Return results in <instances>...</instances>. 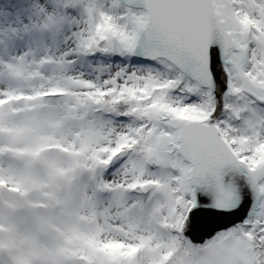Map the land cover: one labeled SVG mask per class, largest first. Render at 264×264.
<instances>
[{
  "label": "snow or ice",
  "instance_id": "snow-or-ice-1",
  "mask_svg": "<svg viewBox=\"0 0 264 264\" xmlns=\"http://www.w3.org/2000/svg\"><path fill=\"white\" fill-rule=\"evenodd\" d=\"M0 264H264V0H0Z\"/></svg>",
  "mask_w": 264,
  "mask_h": 264
}]
</instances>
